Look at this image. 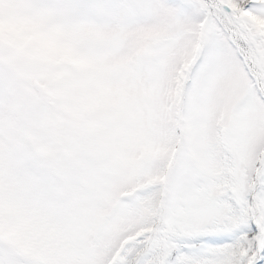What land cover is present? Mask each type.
Segmentation results:
<instances>
[{"label":"snow or ice","instance_id":"6c2138e0","mask_svg":"<svg viewBox=\"0 0 264 264\" xmlns=\"http://www.w3.org/2000/svg\"><path fill=\"white\" fill-rule=\"evenodd\" d=\"M0 264H264V0H0Z\"/></svg>","mask_w":264,"mask_h":264}]
</instances>
